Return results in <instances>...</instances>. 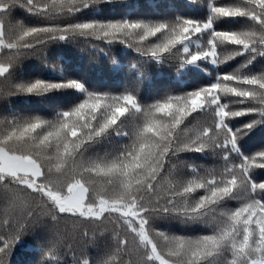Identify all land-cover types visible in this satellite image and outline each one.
<instances>
[{
	"label": "snow or ice",
	"instance_id": "snow-or-ice-1",
	"mask_svg": "<svg viewBox=\"0 0 264 264\" xmlns=\"http://www.w3.org/2000/svg\"><path fill=\"white\" fill-rule=\"evenodd\" d=\"M0 264H264V0H0Z\"/></svg>",
	"mask_w": 264,
	"mask_h": 264
},
{
	"label": "trees",
	"instance_id": "trees-1",
	"mask_svg": "<svg viewBox=\"0 0 264 264\" xmlns=\"http://www.w3.org/2000/svg\"><path fill=\"white\" fill-rule=\"evenodd\" d=\"M138 3L141 6L142 11H150L152 5L161 3V0H138ZM97 73H107V67L97 66L92 74L96 75ZM25 250L30 252L31 245H26Z\"/></svg>",
	"mask_w": 264,
	"mask_h": 264
}]
</instances>
